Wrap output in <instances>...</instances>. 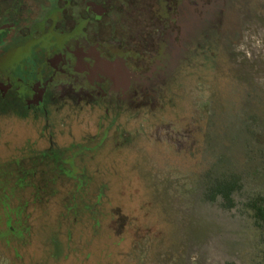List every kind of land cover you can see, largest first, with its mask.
Listing matches in <instances>:
<instances>
[{"label": "rangeland", "instance_id": "1", "mask_svg": "<svg viewBox=\"0 0 264 264\" xmlns=\"http://www.w3.org/2000/svg\"><path fill=\"white\" fill-rule=\"evenodd\" d=\"M188 5L194 33L168 74L156 82L145 63L130 81L137 96L102 118L60 102L49 139L43 120L0 103V264H255L243 203L264 191L250 157L264 115V0ZM147 11L159 44L170 10ZM230 170L244 187L224 208L205 183Z\"/></svg>", "mask_w": 264, "mask_h": 264}, {"label": "flooded vegetation", "instance_id": "2", "mask_svg": "<svg viewBox=\"0 0 264 264\" xmlns=\"http://www.w3.org/2000/svg\"><path fill=\"white\" fill-rule=\"evenodd\" d=\"M192 9L188 0H0V103L43 120L49 139L50 108L60 102L93 106L102 118L137 96L130 81L145 63H155L144 74L156 82L168 74L194 33L180 14ZM147 10H170L159 44Z\"/></svg>", "mask_w": 264, "mask_h": 264}, {"label": "trees", "instance_id": "3", "mask_svg": "<svg viewBox=\"0 0 264 264\" xmlns=\"http://www.w3.org/2000/svg\"><path fill=\"white\" fill-rule=\"evenodd\" d=\"M253 119L258 126L253 134L254 137L258 138V140L256 139L258 141L256 145L259 147L252 149L253 155H250V157L251 160L257 161L254 165V168H256L254 172H263L264 181V115L260 116L258 114ZM260 121L262 125H260ZM256 164L258 165L256 166ZM224 172L230 173L209 177L205 183L204 198L208 201L220 199L224 208H232L235 206L234 194L244 187L243 176L238 173L240 170ZM243 210L250 218L258 236V251L254 263L264 264V191L249 196L243 203Z\"/></svg>", "mask_w": 264, "mask_h": 264}]
</instances>
